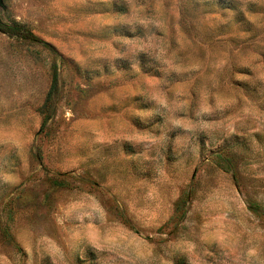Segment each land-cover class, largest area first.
<instances>
[{
  "label": "rangeland",
  "instance_id": "rangeland-1",
  "mask_svg": "<svg viewBox=\"0 0 264 264\" xmlns=\"http://www.w3.org/2000/svg\"><path fill=\"white\" fill-rule=\"evenodd\" d=\"M0 264H264V0H0Z\"/></svg>",
  "mask_w": 264,
  "mask_h": 264
},
{
  "label": "trees",
  "instance_id": "trees-1",
  "mask_svg": "<svg viewBox=\"0 0 264 264\" xmlns=\"http://www.w3.org/2000/svg\"><path fill=\"white\" fill-rule=\"evenodd\" d=\"M8 34L15 35V32H19V34L22 32V27L18 24H14V26L7 29ZM55 82V77H54Z\"/></svg>",
  "mask_w": 264,
  "mask_h": 264
}]
</instances>
